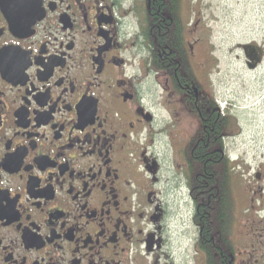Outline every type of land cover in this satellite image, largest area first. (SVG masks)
I'll use <instances>...</instances> for the list:
<instances>
[{
	"label": "flooded vegetation",
	"instance_id": "1",
	"mask_svg": "<svg viewBox=\"0 0 264 264\" xmlns=\"http://www.w3.org/2000/svg\"><path fill=\"white\" fill-rule=\"evenodd\" d=\"M200 5L0 0V264H264V14L220 91Z\"/></svg>",
	"mask_w": 264,
	"mask_h": 264
},
{
	"label": "rangeland",
	"instance_id": "2",
	"mask_svg": "<svg viewBox=\"0 0 264 264\" xmlns=\"http://www.w3.org/2000/svg\"><path fill=\"white\" fill-rule=\"evenodd\" d=\"M197 2L201 4L200 16L203 19V23L208 26V30L212 31V37L210 38V41L217 49L219 67L221 70L218 76V88L220 91H225L229 80L228 72H226V68L228 66L227 37L229 35L231 23H236L235 20L237 19L255 20L262 18L264 14V0H197ZM195 3L196 0H186V7L191 8L192 15L193 12L196 13ZM237 23L239 26H235V29L238 28L240 31V29L243 28L241 26L242 24H240L241 22ZM253 148L250 150L251 155H260L261 159L264 161L263 147L261 149L257 148L256 150ZM163 149L157 153H162L165 151L167 154H163L158 159L161 164L164 165V167L168 168V165L171 164L170 157L168 155L170 152L169 150ZM163 175L165 176L166 174L164 173ZM184 210L186 226L185 230L187 233H192L187 217V212L189 210L188 206H186Z\"/></svg>",
	"mask_w": 264,
	"mask_h": 264
}]
</instances>
